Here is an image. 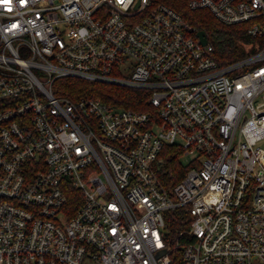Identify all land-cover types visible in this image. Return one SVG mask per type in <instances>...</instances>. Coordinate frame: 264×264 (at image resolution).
I'll return each instance as SVG.
<instances>
[{
	"label": "built area",
	"instance_id": "2783aa9c",
	"mask_svg": "<svg viewBox=\"0 0 264 264\" xmlns=\"http://www.w3.org/2000/svg\"><path fill=\"white\" fill-rule=\"evenodd\" d=\"M245 54L153 0H0V264H264V0H188ZM147 92L145 109L61 78ZM58 90V91H57ZM167 146L190 157L168 188Z\"/></svg>",
	"mask_w": 264,
	"mask_h": 264
},
{
	"label": "trees",
	"instance_id": "16d2710c",
	"mask_svg": "<svg viewBox=\"0 0 264 264\" xmlns=\"http://www.w3.org/2000/svg\"><path fill=\"white\" fill-rule=\"evenodd\" d=\"M156 3H164L176 9L183 18L200 30H204L208 42L214 46L213 56L221 64L230 62L245 54V43L251 41L243 24H225L218 20L207 9H192L188 0H153ZM63 83L62 93L77 98L81 95H92L111 106L145 109L148 106L147 92L124 86L91 82L74 77L61 78ZM58 91V90H57ZM158 175L161 182L168 188L177 183L183 176L185 166L181 161V154L172 146H167L160 157ZM187 215L184 210L177 209L169 213L167 227L169 243L172 247V263L182 264L181 250L177 247L180 231L187 225Z\"/></svg>",
	"mask_w": 264,
	"mask_h": 264
},
{
	"label": "rangeland",
	"instance_id": "374dc122",
	"mask_svg": "<svg viewBox=\"0 0 264 264\" xmlns=\"http://www.w3.org/2000/svg\"><path fill=\"white\" fill-rule=\"evenodd\" d=\"M260 145L262 146V147H264V142H262V143H260ZM190 157H188L187 155H182L181 156V161H182V164L186 167V166H188L189 165V162H190Z\"/></svg>",
	"mask_w": 264,
	"mask_h": 264
},
{
	"label": "water",
	"instance_id": "95a60500",
	"mask_svg": "<svg viewBox=\"0 0 264 264\" xmlns=\"http://www.w3.org/2000/svg\"><path fill=\"white\" fill-rule=\"evenodd\" d=\"M199 34H200V36H201V40H202L203 44H206V42H207V38H206L205 31H204V30H200V31H199Z\"/></svg>",
	"mask_w": 264,
	"mask_h": 264
}]
</instances>
